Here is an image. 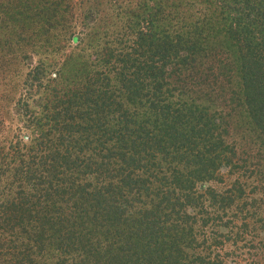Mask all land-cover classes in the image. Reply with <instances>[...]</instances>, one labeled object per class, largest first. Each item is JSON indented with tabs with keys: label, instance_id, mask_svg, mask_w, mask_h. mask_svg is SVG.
Returning a JSON list of instances; mask_svg holds the SVG:
<instances>
[{
	"label": "trees",
	"instance_id": "obj_1",
	"mask_svg": "<svg viewBox=\"0 0 264 264\" xmlns=\"http://www.w3.org/2000/svg\"><path fill=\"white\" fill-rule=\"evenodd\" d=\"M183 1L141 2L66 75L48 58L28 72L52 95L5 155L19 176L0 184V264H215L211 234L240 228L229 212L264 191L261 153L262 179L239 175L244 140L264 147V0ZM17 2L0 0V24L61 4Z\"/></svg>",
	"mask_w": 264,
	"mask_h": 264
},
{
	"label": "rangeland",
	"instance_id": "obj_2",
	"mask_svg": "<svg viewBox=\"0 0 264 264\" xmlns=\"http://www.w3.org/2000/svg\"><path fill=\"white\" fill-rule=\"evenodd\" d=\"M56 1L61 4H56L58 7L54 12L56 6L51 7L52 9L49 10L52 12L51 15L47 14L49 11L38 7L33 18L29 16L20 18L18 27L10 28L8 25L0 24L3 27L0 30V184L7 191L12 187L13 180L18 179L19 174L15 169L19 167L15 165V169H9L11 166L9 168L4 166V160H9L5 155L12 150V144L21 143L20 141L23 144L30 143L28 140L30 131L26 127L27 123L29 124L25 114L26 108L29 104L31 108L39 110L38 104H47L46 96L52 95L48 90L41 93L28 90L24 85L28 72L38 64V60L48 58L50 76L57 74L59 65L66 69L63 70L66 75L69 67L78 66L77 62L85 61L89 57L94 46L105 47L107 41L116 39L114 36L129 20V12L139 7L141 2L144 4L147 1L151 4L154 0ZM181 2L183 3L181 6H185V2L183 0ZM36 6L37 3L34 8ZM187 7L189 6L186 5ZM189 13L187 11V14ZM48 16L50 17L47 19ZM24 31L27 34L25 41L19 43L18 37L14 34ZM38 34H43L41 38L43 41L35 43L30 37ZM16 48L20 51L26 50L19 52ZM94 50L95 48L93 52ZM20 55H25V58L21 60ZM95 57L94 53L91 58ZM256 141L255 144L249 145L251 148L246 147L245 140L241 144L239 156L246 158V163L241 161L243 168L239 175L249 174V171H252L254 180L258 183L257 178L262 179V177L258 176L257 167L254 166L258 161L255 153L259 152L263 156L264 147L262 150L256 147L262 144L261 138ZM9 158L11 159L10 156ZM221 173L225 179L229 177L227 169H221ZM20 174H22L21 170ZM212 185L221 190L225 186L224 183L217 181H213ZM257 186L263 187L264 179L259 181ZM16 189L17 187L12 192L16 193ZM257 192L258 190L253 193V203L249 201L250 205H247L248 211L229 212V215L239 214L236 219L240 228L236 227L232 230L222 228L220 230L222 234H211L212 231L207 229L212 238V250H214L212 257L215 264L218 263L217 261L223 264H264V201L259 200V196L264 197V191ZM215 213L214 217L223 214L218 211ZM219 219L217 217L213 223L226 222L228 217L225 216L222 221ZM231 231L235 236H231Z\"/></svg>",
	"mask_w": 264,
	"mask_h": 264
}]
</instances>
